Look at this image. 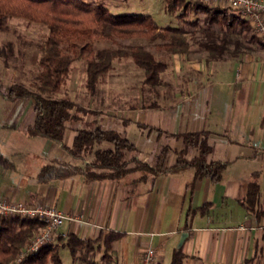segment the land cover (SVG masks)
Returning a JSON list of instances; mask_svg holds the SVG:
<instances>
[{
  "label": "crops",
  "instance_id": "0c3cea01",
  "mask_svg": "<svg viewBox=\"0 0 264 264\" xmlns=\"http://www.w3.org/2000/svg\"><path fill=\"white\" fill-rule=\"evenodd\" d=\"M189 32L195 34L189 53L160 59L166 63L160 84L133 91L135 101L129 106L84 105L81 119L67 123L62 143L28 132L33 122L30 99L10 100L0 92V141L13 151L4 156L0 150L7 161L0 164V195L52 205L72 217L57 228L52 243L61 264H140L149 247L156 250V264H171L179 246L185 254L182 264H264V214L240 203L256 172V208L264 209V43L233 39L221 57H209L199 45L204 38L200 26ZM104 91L101 97L109 102L113 88L109 84ZM147 94L151 99L145 102ZM94 124L124 133L135 147L127 159L135 155L152 162L168 146V165L184 147L181 134L199 132L210 148L207 162L227 166L216 182L196 177L193 168L142 180H136L138 170L115 178L88 177L84 162L64 146L72 145L77 128ZM21 142L24 158L19 161L22 151L16 146ZM198 152L194 147L187 156ZM127 167L133 169L134 163ZM205 203V212L197 210ZM106 231L123 233L108 250L102 239ZM69 234L90 240V246L71 253ZM64 248L70 253L66 260L61 257Z\"/></svg>",
  "mask_w": 264,
  "mask_h": 264
},
{
  "label": "trees",
  "instance_id": "16d2710c",
  "mask_svg": "<svg viewBox=\"0 0 264 264\" xmlns=\"http://www.w3.org/2000/svg\"><path fill=\"white\" fill-rule=\"evenodd\" d=\"M190 0H165L169 11L182 7L185 11ZM201 8L205 15L200 30L203 40L199 45L207 51L209 57H221L228 43L227 31L248 30L249 24L238 16L227 13L229 7L209 9L200 2H194L195 11ZM10 17H21L40 23L48 29L37 44L40 50L38 58L39 73L37 81L31 87L12 83L0 92L8 99H30L34 119L28 127L31 135H41L50 140L61 142L69 121L80 120L86 109L66 97H55L65 82L74 60L83 58L94 51L86 65V87L93 90L100 76L106 74L116 57L129 54L133 62L143 69V81L151 86L160 84V73L166 63L143 45H134L130 52L111 47H100L94 50L92 39L96 36L106 38L142 37L149 41L161 40L160 46L169 53H189L191 42L195 40L194 32H189L181 26L160 27L150 15L124 13L113 14L102 3L95 0H0V31L3 30ZM195 19L190 24H195ZM219 25L224 35L212 29ZM184 147L176 153V160L168 165L171 149L163 146L156 153L152 162H141L135 155L127 159L128 151L135 149L133 143L123 132L114 129H102L99 124L82 126L75 130L73 143L64 146L73 158L84 162L88 177L115 178L130 170L140 171L136 180L155 178L162 173H176L186 168H193L196 177L207 176L216 182L221 178L227 162H207L206 155L210 148L199 132H184L181 134ZM107 142L110 147H102ZM198 147L196 156L187 155L192 148ZM91 155V159L87 157ZM134 163L133 169L127 166ZM0 164L6 166L7 161L0 153ZM46 169L43 170L42 177ZM259 185L257 173L251 174L247 184L246 194L240 203L245 209L255 210L257 215L264 214V209L258 210ZM209 204L205 203L197 210L205 212ZM192 213L195 210H191ZM44 222L36 218L0 215V264H9L19 253L26 241L32 237ZM123 233L106 231L102 235L104 249H109L110 243L120 238ZM90 240H82L74 234H69L66 244L71 253L80 248H88ZM185 254L181 247L173 250L171 264H182ZM61 264L56 245L45 244L37 252L26 255L19 264Z\"/></svg>",
  "mask_w": 264,
  "mask_h": 264
},
{
  "label": "rangeland",
  "instance_id": "374dc122",
  "mask_svg": "<svg viewBox=\"0 0 264 264\" xmlns=\"http://www.w3.org/2000/svg\"><path fill=\"white\" fill-rule=\"evenodd\" d=\"M95 1L102 3L113 14L136 13L150 15L161 28L164 26H176L177 24H181V27L190 31L192 26H202L203 24L200 23V20L203 21L205 16L203 12H200L202 11L201 8H199V11H195L194 1L191 0L189 2L190 8L188 7L186 11L182 7H177V9L173 11L167 10L165 7V0ZM204 6L209 7V9L218 7ZM227 13H232L238 16L239 19L248 23L245 18L241 17V15L231 9V7ZM195 19H199L198 22L190 24ZM214 27L218 29L216 31L221 33V35L225 34L226 31H220L219 25L216 24ZM47 31L48 29L46 26L40 23L29 21L21 17L8 18L5 28L0 31V85L2 91H5L6 86L12 83L31 87V84L37 81L39 73L38 58L40 56V50L37 44L42 41ZM226 34L229 41L234 39L239 43H243L245 40L247 42H260L250 24L248 30H241L239 32L227 31ZM161 42L162 41L159 39L149 41L142 37L106 38L99 35H96L92 39L94 50L100 47H111L122 49L128 53L132 46L139 44L150 50L156 58L163 59L165 56L169 55V52L160 46ZM93 56L94 51L71 63L70 71L65 82L60 89L53 94L55 97H66L82 106H89L92 104L100 107V105H109L110 102L112 104L116 103L117 106H129L135 101L133 91L139 88L141 90L152 88L151 85L144 83L142 69L132 62V58L129 54H125L116 57L113 60L112 68L106 74L100 76L93 90H89L86 87V65L88 60ZM109 84L113 88L111 92L113 98H110L108 102L101 96L106 95L104 90L108 88ZM119 92L122 93L121 98L118 96ZM144 99L145 102H147L151 98L148 97L147 94L144 96ZM29 114L34 119L35 115L32 110H30ZM28 120L29 118H26L24 124ZM24 143L25 142H21V145L16 146L20 152L22 151L19 156V161H22V157L24 158ZM9 148L10 147L2 145L0 141V150L4 156H10V154H12L13 151L11 152ZM69 255L70 253L67 248L61 250L62 260H66ZM47 264L52 263L49 261Z\"/></svg>",
  "mask_w": 264,
  "mask_h": 264
},
{
  "label": "built area",
  "instance_id": "2783aa9c",
  "mask_svg": "<svg viewBox=\"0 0 264 264\" xmlns=\"http://www.w3.org/2000/svg\"><path fill=\"white\" fill-rule=\"evenodd\" d=\"M208 6L231 7L241 17L245 18L252 30L264 43V0H191ZM0 215L20 216L22 218H36L44 222L32 237L23 245L15 259L10 264H19L22 259L37 252L43 245L54 241L57 228L64 219L71 216L64 214L61 210L48 204L28 203L25 201H9L0 195ZM157 253L152 247L144 250L140 257V264H156Z\"/></svg>",
  "mask_w": 264,
  "mask_h": 264
},
{
  "label": "water",
  "instance_id": "95a60500",
  "mask_svg": "<svg viewBox=\"0 0 264 264\" xmlns=\"http://www.w3.org/2000/svg\"><path fill=\"white\" fill-rule=\"evenodd\" d=\"M186 236V233H182L181 237H180V240H179V245L183 242L184 238Z\"/></svg>",
  "mask_w": 264,
  "mask_h": 264
}]
</instances>
